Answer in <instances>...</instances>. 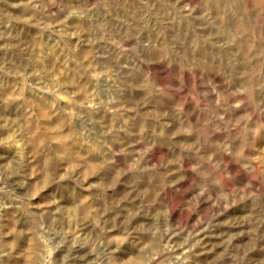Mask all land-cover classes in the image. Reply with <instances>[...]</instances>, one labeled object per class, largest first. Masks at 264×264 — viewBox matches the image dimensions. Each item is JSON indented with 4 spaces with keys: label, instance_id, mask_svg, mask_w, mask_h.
<instances>
[{
    "label": "rangeland",
    "instance_id": "374dc122",
    "mask_svg": "<svg viewBox=\"0 0 264 264\" xmlns=\"http://www.w3.org/2000/svg\"><path fill=\"white\" fill-rule=\"evenodd\" d=\"M0 264H264V0H0Z\"/></svg>",
    "mask_w": 264,
    "mask_h": 264
},
{
    "label": "bare ground",
    "instance_id": "6f19581e",
    "mask_svg": "<svg viewBox=\"0 0 264 264\" xmlns=\"http://www.w3.org/2000/svg\"><path fill=\"white\" fill-rule=\"evenodd\" d=\"M45 105V104H44ZM142 260V259H141Z\"/></svg>",
    "mask_w": 264,
    "mask_h": 264
}]
</instances>
